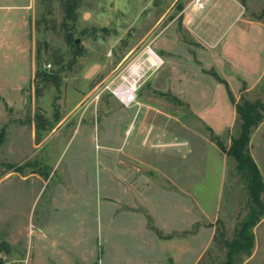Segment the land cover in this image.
Instances as JSON below:
<instances>
[{
  "label": "rangeland",
  "instance_id": "1",
  "mask_svg": "<svg viewBox=\"0 0 264 264\" xmlns=\"http://www.w3.org/2000/svg\"><path fill=\"white\" fill-rule=\"evenodd\" d=\"M191 1L0 0V176L8 163L19 172L0 181L2 264L158 259L145 204L160 226L194 222L197 249L210 227L233 237L248 195L194 111L213 80L194 51ZM132 82L127 103L115 90ZM241 95L264 100V81ZM238 127L218 134L227 147ZM254 137L264 175V123ZM255 235L245 264H264V219Z\"/></svg>",
  "mask_w": 264,
  "mask_h": 264
},
{
  "label": "crops",
  "instance_id": "2",
  "mask_svg": "<svg viewBox=\"0 0 264 264\" xmlns=\"http://www.w3.org/2000/svg\"><path fill=\"white\" fill-rule=\"evenodd\" d=\"M262 8L264 0H211L206 9L193 16L192 12L190 15L192 35L201 44L194 49L198 54L197 61L202 65L200 69L203 75H208L213 80L209 83V91L205 98L208 100L194 111L216 134H223L232 128L237 113L225 83L216 78L213 72L218 73L228 83L237 100L243 91L247 93L256 91L264 81V16L257 18L255 14ZM219 9L224 11L221 18L216 16ZM168 88L176 93V90ZM263 123L264 121L252 132L251 144ZM256 162L259 165L257 160ZM14 174L19 172L7 171L4 176H0V181ZM32 175L36 176L34 180H39L45 186V182L41 181L42 175L36 172ZM142 207L150 211L154 227L148 223L147 226L155 233L158 240L155 246L159 252L158 259L148 258L144 264H198L214 240V229L208 228L210 233L208 238L201 248L197 249L193 241L194 234L198 232L194 230V222L182 228H177L170 222H167L168 224L163 222L160 226L156 223L149 206L145 204ZM205 227L207 228L204 225L203 228ZM255 249L256 245L252 255L242 264L251 260Z\"/></svg>",
  "mask_w": 264,
  "mask_h": 264
},
{
  "label": "trees",
  "instance_id": "3",
  "mask_svg": "<svg viewBox=\"0 0 264 264\" xmlns=\"http://www.w3.org/2000/svg\"><path fill=\"white\" fill-rule=\"evenodd\" d=\"M70 7L68 5V9ZM263 15L264 9L261 15L256 17ZM213 74L227 87L229 97L236 108L239 127L237 135L231 137L229 147L224 144L220 135L211 128L209 130L216 145L235 160L236 171L246 185L248 197L244 207L245 213L240 214L233 237H227L223 230L215 232L216 246L206 251V257L210 260L208 264H242L254 251L255 227L264 218V175L250 151L252 132L264 121V100L252 101L244 95L237 100L228 83L218 73ZM46 77L54 80L56 76L46 73ZM3 142L4 134L0 135V146ZM6 166L8 171H18V167L12 163ZM220 251L225 253L224 259L220 256Z\"/></svg>",
  "mask_w": 264,
  "mask_h": 264
},
{
  "label": "bare ground",
  "instance_id": "4",
  "mask_svg": "<svg viewBox=\"0 0 264 264\" xmlns=\"http://www.w3.org/2000/svg\"><path fill=\"white\" fill-rule=\"evenodd\" d=\"M151 53V57H150V62L152 65H157L159 63V60H158V57L157 55H155V53L153 52H150ZM136 69V68H135ZM133 70V72L135 74L138 73L137 70ZM138 69V68H137ZM127 80V78H124ZM136 88V85L134 82H132L131 86L126 88V89H123L122 87L118 88L117 90H115V94L120 98L122 99L123 101H126L127 103L130 102L131 100V96H132V90H135Z\"/></svg>",
  "mask_w": 264,
  "mask_h": 264
},
{
  "label": "built area",
  "instance_id": "5",
  "mask_svg": "<svg viewBox=\"0 0 264 264\" xmlns=\"http://www.w3.org/2000/svg\"><path fill=\"white\" fill-rule=\"evenodd\" d=\"M210 0H192L191 5L196 12L202 11L207 8Z\"/></svg>",
  "mask_w": 264,
  "mask_h": 264
},
{
  "label": "water",
  "instance_id": "6",
  "mask_svg": "<svg viewBox=\"0 0 264 264\" xmlns=\"http://www.w3.org/2000/svg\"><path fill=\"white\" fill-rule=\"evenodd\" d=\"M76 42L79 43V42H80V39L77 38V39H76ZM46 71H48L47 68H46ZM37 119H38L39 124H40L42 127H44L45 124H44V121H43L42 117H41L40 115H38V116H37ZM2 263H3V261H2V259H0V264H2Z\"/></svg>",
  "mask_w": 264,
  "mask_h": 264
}]
</instances>
